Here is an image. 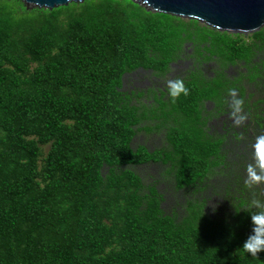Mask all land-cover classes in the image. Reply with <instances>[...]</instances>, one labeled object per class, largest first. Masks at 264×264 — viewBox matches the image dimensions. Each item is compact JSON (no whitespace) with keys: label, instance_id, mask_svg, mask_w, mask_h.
<instances>
[{"label":"trees","instance_id":"16d2710c","mask_svg":"<svg viewBox=\"0 0 264 264\" xmlns=\"http://www.w3.org/2000/svg\"><path fill=\"white\" fill-rule=\"evenodd\" d=\"M185 56L187 95L152 88L154 102L136 104L123 90L126 73L165 77ZM220 117L214 134L208 124ZM155 128L162 148H133L137 132ZM259 135L264 28L221 32L131 0L54 10L0 0V264H264V251L242 247L261 210L253 201L264 204V180L245 183ZM150 163L166 167L182 217L165 212L158 179L129 168Z\"/></svg>","mask_w":264,"mask_h":264},{"label":"rangeland","instance_id":"374dc122","mask_svg":"<svg viewBox=\"0 0 264 264\" xmlns=\"http://www.w3.org/2000/svg\"><path fill=\"white\" fill-rule=\"evenodd\" d=\"M264 28V27H263ZM252 34H248L246 36H250ZM186 52L188 54H192L195 52L196 55H200V50L198 48H193L191 43L186 45ZM210 53V51L208 50ZM218 61V60H217ZM217 61H210L205 63L204 70L205 73L209 76L214 74V69L217 68L221 62ZM193 59H190L185 56L182 60L173 64L170 73L165 77L156 76L153 72L150 71H140L136 73H132L125 78V85L124 91H136L142 92L146 91L148 88H162L167 89L168 80L177 79L179 76L185 75L186 71L192 66ZM242 70V67L237 66H230L227 69V73L230 76H234L237 74L238 71ZM144 103H152L154 102L153 99H149V96H144L140 99ZM206 108L208 111H211L214 108L213 102H208L206 104ZM221 117L216 119H211L208 124L211 132L216 134L217 132L222 131L221 127ZM147 125H153L155 127L156 122L149 121L146 122ZM164 137H165V130L164 128H155L153 131H146L141 130L137 132L135 136L132 146L133 148H137L140 145H145L150 151H154L156 149H160L164 145ZM129 168L135 170L139 173L145 181H152L154 179H158V188L159 190L165 194V201H164V210L168 214H179V217H182L184 209H183V202L181 201L179 195H176V188L173 185L171 178L165 173V166L162 164H146L141 166H129ZM174 196L177 197V201L175 200ZM220 208L219 202L216 198L212 199L208 205L207 209L210 214L216 213V211Z\"/></svg>","mask_w":264,"mask_h":264},{"label":"water","instance_id":"95a60500","mask_svg":"<svg viewBox=\"0 0 264 264\" xmlns=\"http://www.w3.org/2000/svg\"><path fill=\"white\" fill-rule=\"evenodd\" d=\"M27 9L55 8L84 0H21ZM149 12L199 21L231 34H254L264 27V0H131Z\"/></svg>","mask_w":264,"mask_h":264},{"label":"clouds","instance_id":"9594fccd","mask_svg":"<svg viewBox=\"0 0 264 264\" xmlns=\"http://www.w3.org/2000/svg\"><path fill=\"white\" fill-rule=\"evenodd\" d=\"M37 4H39L38 0ZM167 84L168 91L174 99L180 96L181 93L184 95L189 93V89L185 86L184 80L181 78L174 80L170 79L167 81ZM229 91L233 97L236 96L235 88L229 89ZM243 103L244 101L242 98H235L234 107L236 112L241 111ZM244 119H246V117L241 115L237 117L236 123L240 124ZM254 148L255 164H248V177L245 181L249 188H251L254 184H259L262 180H264V135H259L256 137ZM253 205L257 209L261 210L251 212L252 231L248 235V238L244 241L242 247L246 252L251 253L252 256H258L261 251H264V204H262L259 200H254Z\"/></svg>","mask_w":264,"mask_h":264},{"label":"flooded vegetation","instance_id":"af4514ba","mask_svg":"<svg viewBox=\"0 0 264 264\" xmlns=\"http://www.w3.org/2000/svg\"><path fill=\"white\" fill-rule=\"evenodd\" d=\"M174 64V63H173ZM173 64L171 65V67L173 66ZM140 71H150V72H153V71H151V70H145V69H143V68H139V69H137V70H135V71H133V72H130V73H126L125 75H124V78H123V90H124V85H125V78H126V76H128V75H130V74H132V73H136V72H140ZM152 88H148L146 91H144L145 92V94H144V96H149V91L151 90ZM129 93H130V95H133V93H135V96H133V98H132V101L134 102V103H136V104H138V100H140V99H142V97H144V96H141L140 98H137L136 96H138V95H140L139 93H141V92H136V91H128ZM143 92V91H142Z\"/></svg>","mask_w":264,"mask_h":264}]
</instances>
